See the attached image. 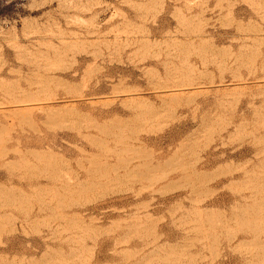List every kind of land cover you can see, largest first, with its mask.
<instances>
[{
  "label": "rangeland",
  "instance_id": "obj_1",
  "mask_svg": "<svg viewBox=\"0 0 264 264\" xmlns=\"http://www.w3.org/2000/svg\"><path fill=\"white\" fill-rule=\"evenodd\" d=\"M0 264H264V0H0Z\"/></svg>",
  "mask_w": 264,
  "mask_h": 264
},
{
  "label": "bare ground",
  "instance_id": "obj_2",
  "mask_svg": "<svg viewBox=\"0 0 264 264\" xmlns=\"http://www.w3.org/2000/svg\"><path fill=\"white\" fill-rule=\"evenodd\" d=\"M190 86L193 87L194 85H191V84H190L189 87H190ZM173 87H177V86H173ZM173 87H169V90L172 89ZM178 87H179V86H178ZM181 87L183 88V86H181ZM184 87H185V85H184ZM187 87H188V85H187ZM194 87H195V86H194ZM167 89H168V87H167ZM175 89H177V88H175ZM179 89H181V88H179ZM173 90H174V89H173ZM177 90H178V89H177ZM180 91H181V90H180ZM185 91H186V90H185ZM169 92H170V91H169ZM183 92H184V91H183ZM171 93H172V91H171ZM178 93H179V91H178ZM180 93H181V92H180ZM175 94L177 95V93H174L173 96H175ZM181 94H182V93H181ZM178 95H179V94H178ZM262 142H263V141H262ZM262 144H263V143H262ZM211 162H212V160L207 161V162H206V166H209V165L211 164ZM203 172H204V171H203ZM145 173H146V171L144 172V174H145ZM204 174H205V173H204ZM206 174H207V173H206ZM200 175H201V174H200ZM197 177H198V176H197ZM202 177L204 178L205 176L202 175ZM194 179L196 180L197 178L195 177ZM200 179H201V178H199V180H200ZM189 180H190V179H189ZM189 180H188V181H189Z\"/></svg>",
  "mask_w": 264,
  "mask_h": 264
}]
</instances>
